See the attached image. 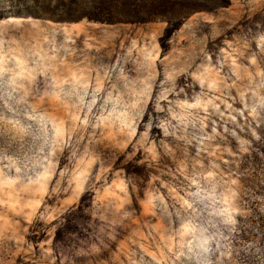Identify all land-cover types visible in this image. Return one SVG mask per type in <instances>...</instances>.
I'll return each instance as SVG.
<instances>
[{"label": "rangeland", "instance_id": "374dc122", "mask_svg": "<svg viewBox=\"0 0 264 264\" xmlns=\"http://www.w3.org/2000/svg\"><path fill=\"white\" fill-rule=\"evenodd\" d=\"M221 2L0 0V264H264V0Z\"/></svg>", "mask_w": 264, "mask_h": 264}, {"label": "trees", "instance_id": "16d2710c", "mask_svg": "<svg viewBox=\"0 0 264 264\" xmlns=\"http://www.w3.org/2000/svg\"><path fill=\"white\" fill-rule=\"evenodd\" d=\"M220 5L226 7L228 5V0H222ZM81 17H87L89 19H93V20L100 21V22H106V23H112V21H113L111 18H107V16L100 17V16H97V15L89 16L87 14H84V16H81ZM52 19H54L56 21H60V22H70V21L79 20L80 16L69 17V14L66 13V15H61V16H58L57 18H52Z\"/></svg>", "mask_w": 264, "mask_h": 264}]
</instances>
